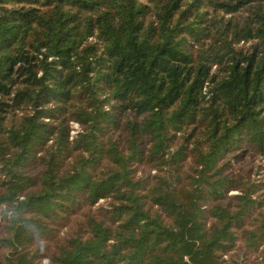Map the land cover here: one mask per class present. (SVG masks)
<instances>
[{"label": "trees", "instance_id": "16d2710c", "mask_svg": "<svg viewBox=\"0 0 264 264\" xmlns=\"http://www.w3.org/2000/svg\"><path fill=\"white\" fill-rule=\"evenodd\" d=\"M0 264H264V0H0Z\"/></svg>", "mask_w": 264, "mask_h": 264}, {"label": "built area", "instance_id": "2783aa9c", "mask_svg": "<svg viewBox=\"0 0 264 264\" xmlns=\"http://www.w3.org/2000/svg\"><path fill=\"white\" fill-rule=\"evenodd\" d=\"M73 126H74V128L75 129H77V130H79L80 129V126H79V124L78 123H73ZM77 131L76 130H74L72 133H76Z\"/></svg>", "mask_w": 264, "mask_h": 264}, {"label": "rangeland", "instance_id": "374dc122", "mask_svg": "<svg viewBox=\"0 0 264 264\" xmlns=\"http://www.w3.org/2000/svg\"><path fill=\"white\" fill-rule=\"evenodd\" d=\"M104 201H101V203H103Z\"/></svg>", "mask_w": 264, "mask_h": 264}]
</instances>
